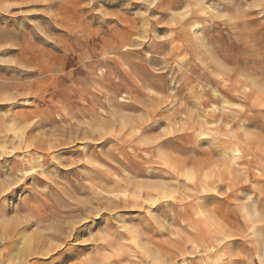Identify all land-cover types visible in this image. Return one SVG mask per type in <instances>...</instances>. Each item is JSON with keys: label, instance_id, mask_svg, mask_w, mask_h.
<instances>
[{"label": "rangeland", "instance_id": "374dc122", "mask_svg": "<svg viewBox=\"0 0 264 264\" xmlns=\"http://www.w3.org/2000/svg\"><path fill=\"white\" fill-rule=\"evenodd\" d=\"M0 264H264V0H0Z\"/></svg>", "mask_w": 264, "mask_h": 264}, {"label": "bare ground", "instance_id": "6f19581e", "mask_svg": "<svg viewBox=\"0 0 264 264\" xmlns=\"http://www.w3.org/2000/svg\"><path fill=\"white\" fill-rule=\"evenodd\" d=\"M29 241L27 240L26 242H23V248L20 250V251H18L17 253H20L21 252V255H24V252H25V249L27 250V249H30V247H32L33 245L34 246H36V248L38 249V247L40 246V244L41 243H43L42 242V240H38V241H36L35 242V244H33L34 242H30V243H28ZM18 255V254H17ZM12 255H9L8 253H7V255H6V258L8 259H10V257H11ZM155 262V261H154Z\"/></svg>", "mask_w": 264, "mask_h": 264}]
</instances>
